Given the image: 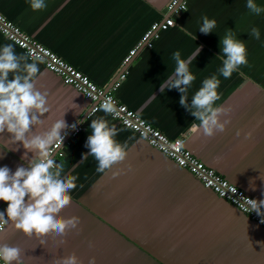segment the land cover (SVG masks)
Here are the masks:
<instances>
[{"label":"crops","instance_id":"1","mask_svg":"<svg viewBox=\"0 0 264 264\" xmlns=\"http://www.w3.org/2000/svg\"><path fill=\"white\" fill-rule=\"evenodd\" d=\"M169 1L45 0V8L33 11L30 0H0V11L100 87L113 89L126 69L127 77L113 89L120 101L169 137L186 134V146L194 155L255 200H264V13H251L247 0H188L186 11L172 15L175 24L123 66L151 25L167 17ZM255 3L264 7V0ZM204 16L217 22L210 34L199 32ZM252 27L260 30L259 40L250 36ZM228 31L245 43L248 63L225 79L219 73V56ZM7 44L18 55L26 54L0 33V47ZM199 46L201 52L189 66L196 77L186 91L189 103L203 80L215 75L221 84L214 106L232 109L231 123L213 137L198 128L193 131L199 121L181 107V92L160 90L175 70L173 54L180 51L187 59ZM28 62L40 69L35 87L47 92L50 108L41 117L43 126L33 131H47L62 118L67 125L86 126L63 146L65 156L60 158L63 174L78 178L72 202L60 215L79 217L80 224L66 236L50 233L41 244L9 223L0 244L20 247L25 264H56L72 253L83 264L93 257L96 264H264L262 225L120 121L102 110L90 113L91 101L43 62ZM97 117L116 126L115 139L127 144L128 153L103 173L93 156L84 159L90 152L85 147L90 125ZM10 139L7 130L0 134V167L14 173L19 166L27 167L33 153L25 156L23 144ZM6 204L0 200V211Z\"/></svg>","mask_w":264,"mask_h":264},{"label":"clouds","instance_id":"2","mask_svg":"<svg viewBox=\"0 0 264 264\" xmlns=\"http://www.w3.org/2000/svg\"><path fill=\"white\" fill-rule=\"evenodd\" d=\"M45 0H30L33 11L45 8ZM246 7L253 14L264 13V7L255 3V0H247ZM216 20L202 17V25L199 32L210 34L216 27ZM186 31V30H185ZM186 34L197 39L191 32ZM250 36L259 40L261 33L256 27L251 28ZM199 46L196 53L187 59L181 58L180 51L173 54L176 67L171 76L160 85L161 92L165 89H177L182 93L180 105L187 109L192 116L199 121V125H193V131L197 128L206 137H213L217 132H224L231 123L230 107L214 106L220 99L218 88L221 81L217 76L205 78L200 89L194 94L189 103L186 91L196 79L190 71V64L201 52ZM222 67L219 73L228 79L237 71L239 66L246 65L247 48L245 43L237 39L232 31H228L221 38ZM30 54L18 55L12 44L0 47V134L5 130L11 134L10 141L13 144L22 143L28 152L33 153L27 167L19 166L13 173L7 167H0V200L7 203L5 211H0V232L11 223L16 230L22 231L28 237L35 236L41 240L50 233L57 236H66L72 229H77L80 224L79 217L64 218L60 213L71 204V190L76 189L74 175H64L63 165L57 164L52 156V149L63 143L69 126L65 120H56L50 129L43 132H34L39 129L44 121L41 119L50 108L47 101V92L41 93L36 85V77L40 69L36 62H28ZM13 78L9 79V74ZM99 110L106 115H115L119 109L111 97H105L99 104ZM227 117V119H222ZM75 129L76 125L71 126ZM91 135L88 136L85 147L90 149L84 154L93 156L98 162L97 171L105 172L114 165L122 162L127 157V144L119 143L115 137L118 131L115 125L110 126L104 117H97L90 125ZM63 133V135H62ZM239 135V133H237ZM118 173H114L117 175ZM27 197V200H26ZM247 204L253 212L264 216V200L247 198ZM0 261L3 264H25L22 258V249L7 243L0 244ZM56 264H83L80 258L72 253L61 257ZM89 264H96L93 257Z\"/></svg>","mask_w":264,"mask_h":264},{"label":"built area","instance_id":"3","mask_svg":"<svg viewBox=\"0 0 264 264\" xmlns=\"http://www.w3.org/2000/svg\"><path fill=\"white\" fill-rule=\"evenodd\" d=\"M187 8L188 0H170L167 4V12H169V16L164 20L156 21L151 25L139 41L138 45L125 57L123 66H126L131 61L144 44L158 39L161 31L166 30L175 24V20L172 17L173 14L184 12ZM0 33L22 48L26 54H30V59L43 62L48 69L60 75L67 84L72 85L78 91L83 93L92 103L90 113L99 111V104L102 100L105 97H111L116 102L119 109L117 114L110 115L111 118L120 121L126 128L136 132L151 146L159 149L169 158L174 160L180 167L193 173V175L197 177L205 187L212 189L219 197L228 200L239 210L247 214L251 220L264 227V216H260L256 212H253L251 207L247 204V198H254L194 155L186 146V134L176 138L169 137L162 130L154 127L151 123L142 118L127 104L119 100L114 94L113 89L119 87L121 84L120 80L127 77L128 71L126 69L121 72L113 89L111 88L108 90L97 85L88 75L68 63L64 58L49 47L45 46L39 40L32 37L23 30L20 25L7 18L1 11ZM73 124L76 125L75 129L71 127ZM68 126L69 128L66 130L67 135L65 136L63 143L52 149V156L55 158L60 159L64 157L65 151L63 146L68 143V140L71 137L78 135L86 129L85 124L82 122L71 123ZM1 233L2 232H0V234ZM0 264H3V261H0Z\"/></svg>","mask_w":264,"mask_h":264},{"label":"water","instance_id":"4","mask_svg":"<svg viewBox=\"0 0 264 264\" xmlns=\"http://www.w3.org/2000/svg\"><path fill=\"white\" fill-rule=\"evenodd\" d=\"M55 160H56V163L57 164H59L61 161H60V159H58V158H55V157H53ZM7 204L5 205V207L4 208H2L3 210H1V211H5L6 210V208H7ZM6 212V211H5Z\"/></svg>","mask_w":264,"mask_h":264},{"label":"bare ground","instance_id":"5","mask_svg":"<svg viewBox=\"0 0 264 264\" xmlns=\"http://www.w3.org/2000/svg\"><path fill=\"white\" fill-rule=\"evenodd\" d=\"M166 14H167V17L169 16V12H167V7H166ZM144 46V45H143Z\"/></svg>","mask_w":264,"mask_h":264},{"label":"trees","instance_id":"6","mask_svg":"<svg viewBox=\"0 0 264 264\" xmlns=\"http://www.w3.org/2000/svg\"><path fill=\"white\" fill-rule=\"evenodd\" d=\"M8 18V17H7ZM11 20V19H10Z\"/></svg>","mask_w":264,"mask_h":264}]
</instances>
